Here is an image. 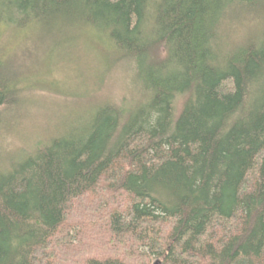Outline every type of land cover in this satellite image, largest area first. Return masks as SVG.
<instances>
[{
  "label": "trees",
  "instance_id": "obj_1",
  "mask_svg": "<svg viewBox=\"0 0 264 264\" xmlns=\"http://www.w3.org/2000/svg\"><path fill=\"white\" fill-rule=\"evenodd\" d=\"M83 30L124 89L29 143L0 58V264H264V0H0V38Z\"/></svg>",
  "mask_w": 264,
  "mask_h": 264
},
{
  "label": "rangeland",
  "instance_id": "obj_2",
  "mask_svg": "<svg viewBox=\"0 0 264 264\" xmlns=\"http://www.w3.org/2000/svg\"><path fill=\"white\" fill-rule=\"evenodd\" d=\"M84 32L63 37L29 31L1 35L0 58L20 77L17 87L28 113L17 119L19 144L29 143L35 132L59 127L92 100L121 95L123 72L109 54L105 37Z\"/></svg>",
  "mask_w": 264,
  "mask_h": 264
},
{
  "label": "bare ground",
  "instance_id": "obj_3",
  "mask_svg": "<svg viewBox=\"0 0 264 264\" xmlns=\"http://www.w3.org/2000/svg\"><path fill=\"white\" fill-rule=\"evenodd\" d=\"M225 13H226V12H225ZM237 13H238V12H237ZM231 15H232V14H231ZM230 17H231V16H230ZM226 18H227V17H226ZM230 19H231V18H230ZM230 19H229V20H230ZM225 20H226V19H225ZM41 21H42V20H41ZM227 21H228V20H227ZM43 23H44V21H43ZM226 23H227V22H226ZM231 23H232V21H231ZM36 24H37V23H36ZM39 24L42 25V23H39ZM224 24H225V23H224ZM218 25H219V24H218ZM48 26H49V25H48ZM50 26H51V25H50ZM93 26H94V25H93ZM221 26H222V25H221ZM86 27H87V26H86ZM88 27H89V25H88ZM53 28H55V27H53ZM76 28H77V27H76ZM91 28H92V27H91ZM224 28H225V27H224ZM43 29H44V27H43ZM50 29H51V27H50ZM55 29H56V28H55ZM72 29H73V28H72ZM81 29H82V28H81ZM86 29H87V28H86ZM89 29H90V28H89ZM226 29H227V28H226ZM226 29H225V30H226ZM47 30H48V29H47ZM51 30H52V29H51ZM76 30H77V29H76ZM79 30H80V29H79ZM70 31H71V30H70ZM80 31H81V30H80ZM83 31H84V30H83ZM220 31H221V29H220ZM49 32H50V31H49ZM89 32H90V31H89ZM51 33H52V32H51ZM67 33H68V32H67ZM49 34H50V33H49ZM96 34H97V32H96ZM98 34H100V33H98ZM103 35H106V34H103ZM146 35H147V34H146ZM105 38H106V37H105ZM149 39H150V38H149ZM145 40H146V39H145ZM150 40H151V39H150ZM69 41H70V40H69ZM108 42H109V41H108ZM108 42L106 41V43H108ZM106 43H105V44H106ZM61 44H62V43H61ZM107 45H109V44H107ZM107 45H106V46H107ZM110 45H112L111 42H110ZM148 46H149V45H148ZM108 47H109V46H108ZM108 47H107V48H108ZM157 48H158V47H157ZM108 49H109V48H108ZM108 49H107V50H108ZM111 50H112V49H111ZM111 50H110V51H111ZM152 50H153V49H152ZM154 50H155V49H154ZM108 51H109V50H108ZM113 51H114V50H113ZM118 51H119V50H118ZM115 52H116V50H115ZM151 52H152V51H151ZM111 53H112V52H111ZM111 53H110V54H111ZM118 53H119V52H118ZM118 53H117V54H118ZM152 53H153V52H152ZM120 54H122V53H120ZM124 54H126V53H124ZM153 55H154V53H153ZM112 56H113V55H112ZM120 56H121V55H120ZM149 56H150V55H149ZM114 57H115V56H114ZM114 57H113V58H114ZM116 57H117V56H116ZM116 57H115V58H116ZM124 57H125V56H124ZM151 57H153V56H151ZM118 58H119V56H118ZM114 60H115V59H114ZM116 60H117V59H116ZM123 61H124V60H123ZM153 61H154V60H153ZM119 63H120V62H119ZM116 64H117V63H116ZM117 65H118V64H117ZM1 68H2V67H1ZM3 69H4V68H3ZM3 72H4V71H3ZM2 74H3V73H2ZM6 74H7V72H6ZM124 74H126V72H124ZM5 76H6V75H5ZM7 77H8V76H7ZM9 78H10V77H9ZM5 79H6V78H5ZM10 79H11V78H10ZM15 81H16V80H15ZM7 82H8V81H7ZM11 82H12V81H11ZM11 82H10V83H11ZM13 83H14V82H13ZM12 85H13V84H12ZM12 85H11V87H12ZM15 85H16V84H15ZM148 95H149V94H148ZM67 130H68V129H67ZM88 216H89V215H88ZM94 216H95V215H94ZM100 217H101V216H100ZM82 220H83V219H82ZM92 220H93V218H92ZM83 222H84V221H83ZM86 222H87V221H86ZM99 223H100V221H99ZM99 223H98V224H99ZM95 224H96V223H95ZM85 225H86V223H85ZM99 226H100V225H99ZM101 227H102V226H101ZM97 228H98V227H97ZM98 232H100V231H98ZM101 232H102V231H101ZM103 234H105V233H103ZM106 234H107V233H106ZM97 235H98V234H97ZM101 235H102V234H101ZM101 259H102V258H101Z\"/></svg>",
  "mask_w": 264,
  "mask_h": 264
}]
</instances>
